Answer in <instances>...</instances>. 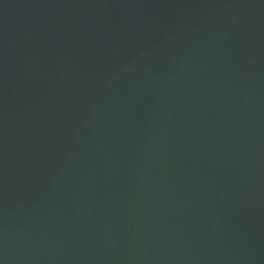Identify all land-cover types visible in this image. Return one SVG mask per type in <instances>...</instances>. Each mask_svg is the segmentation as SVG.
<instances>
[{
    "label": "water",
    "instance_id": "obj_1",
    "mask_svg": "<svg viewBox=\"0 0 264 264\" xmlns=\"http://www.w3.org/2000/svg\"><path fill=\"white\" fill-rule=\"evenodd\" d=\"M0 264H264V0H0Z\"/></svg>",
    "mask_w": 264,
    "mask_h": 264
}]
</instances>
